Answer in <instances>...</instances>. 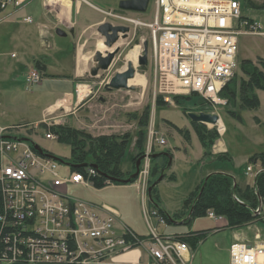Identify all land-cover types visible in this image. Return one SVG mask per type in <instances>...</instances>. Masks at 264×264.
Listing matches in <instances>:
<instances>
[{"label":"built area","instance_id":"built-area-1","mask_svg":"<svg viewBox=\"0 0 264 264\" xmlns=\"http://www.w3.org/2000/svg\"><path fill=\"white\" fill-rule=\"evenodd\" d=\"M25 1L0 0V8L20 7ZM150 2V18L135 16L131 10H119L116 18L117 23L127 24L133 31L148 30V36L143 39L149 41L155 94L167 102H174V95L197 93L215 107L225 105L227 98L221 92L240 68V35L264 34L259 22L244 14L241 0ZM43 6L48 11L58 9L59 22L67 19V15L60 17L64 0H43ZM41 80L42 74L36 70L28 77L31 84ZM81 85L88 90L89 84L82 83L76 89L77 93H81ZM212 126H218L221 134L225 129L220 122ZM156 133L152 127L149 149L142 153L140 176L145 179L149 176L154 147L152 139L155 137L160 144L167 142L164 136H155ZM20 137L0 126V194L3 203L0 243L4 240V244H0V264L11 261L100 262L109 254L136 244L146 247L151 257L149 264H197L193 261L190 244L181 235L160 234L155 229L147 238L135 234L127 236V233L118 235L114 231L112 212L102 217L84 202L72 203L66 193L67 185L93 182L92 175L97 173L95 167L91 165L86 171L73 170L67 175L62 174L57 169L58 160L39 152L30 140H21ZM46 137H57V134L49 130ZM248 170H253L252 164ZM139 187L146 190V185L140 184ZM207 213L215 219L225 218L212 208ZM75 233L82 238L81 242H76ZM228 264H264L262 233H256L255 241H234Z\"/></svg>","mask_w":264,"mask_h":264},{"label":"rangeland","instance_id":"rangeland-1","mask_svg":"<svg viewBox=\"0 0 264 264\" xmlns=\"http://www.w3.org/2000/svg\"><path fill=\"white\" fill-rule=\"evenodd\" d=\"M42 1L29 0L18 9L8 6L0 11V122L20 124L18 125L19 127H12L9 131L16 135H21V140H24L25 136L28 137L46 150L62 157L64 161L69 162L71 145L59 140L58 137H46L45 133L52 130V124L39 123L41 119L49 117L53 113L47 106L53 101L54 96H56L57 89L53 86H57L58 88V83L50 81L42 85H29L26 81V76L31 65L27 62L29 66L23 65L20 67L19 62V60L23 59V51L25 50H37L38 56L44 53L40 50L41 36L38 28V23L40 22L51 23L50 37L56 42L55 49L52 51L58 53L61 49L56 48H64L71 43L70 31L60 34L54 25L55 20L53 19L54 22L50 21V18H57L56 13H58V9L48 11V8L43 6ZM92 1L97 3L96 0ZM250 1L254 4H251V2L246 3V0H244L243 12L246 16L256 19L259 22L260 30L264 31V0ZM118 2L119 0H109L108 3L105 0L104 4H100L104 7H112L111 14H115V17L110 15L107 20L112 22L118 21L116 14L120 12L119 10H122L118 7ZM46 11L52 15H48ZM151 11L152 2H150L146 12H134V14L138 17L150 18L152 16ZM28 15L32 17V21L26 19ZM60 15V17L68 16L64 10ZM146 33L148 32L146 31ZM12 52H15L17 56L12 55ZM244 58L251 59L259 69L264 71V66L261 64V60L264 59V34L249 33L240 35L239 61ZM11 61H16L17 66L20 68L9 71ZM1 63H7L8 68L6 70L1 69ZM52 65L53 68H50V70H53V72L63 71L61 62L58 63L56 58L52 61ZM145 70L148 72L149 81L145 87L139 86L136 88V94L132 95L125 90H113L112 93L107 94L106 101H102V104L98 103L99 101L92 105L89 104L83 113L88 116L90 121L96 123L98 131L114 130L116 133L129 131V143L121 161L123 169L130 168L131 170L134 168L133 157L137 152L135 148L139 129L142 128L147 133V139L144 144L145 149L142 153L149 149V137L152 127H155L157 130L155 136L163 135L165 137L167 142L160 144L153 136L154 147L152 152L169 149L176 151L172 171H175L179 177V181L173 184L174 182L165 179L160 183V186L163 188V194L162 196L160 195V206L168 215L172 216L173 221L168 220L167 217L165 218L160 212H158V215H154L156 213L155 210L154 214L150 213L153 225L156 226L160 234H177L179 236L186 235V231L189 230L211 228L207 232L206 238L200 242L197 248L192 250L196 254L193 261L197 264H228L230 262V245L234 240L239 238L236 233L240 234V238L243 240L255 241L256 233L260 231L264 238L263 222L257 220L241 227H232L230 225H223L226 219H215L210 217L208 213H205L196 216L190 223H187L184 219L188 217V214L175 217L174 213L182 209L185 199L193 191L192 189L189 193L188 186L200 168H221L217 171L235 173L242 183L252 184L254 176L246 173L247 156L256 151H264V89H256L260 98V106L257 108L241 107L238 96L236 97L238 103L235 106L228 102V97L226 104L219 107H215L207 101V105L201 106L195 104V100L179 103L175 98L174 102L164 101V103L158 104L153 84V67L150 61L145 68L140 69L141 73L139 74L144 75L146 73ZM53 74L50 77H59L56 73ZM238 75L246 77L241 68H239ZM44 76L46 75H43V78ZM104 77L105 74H102L99 79H103ZM48 85L53 87L52 91L48 89ZM184 95L188 96L189 94ZM224 97L226 98V96ZM202 108H204V111L218 113L221 116L225 129L222 134L219 133L220 137L216 140L220 141L221 138L225 140L226 146H228L233 154L231 159L221 158L204 161L206 159L204 158L198 161V155L200 153L204 154V147L186 113L189 110L198 112ZM229 108L235 109L240 114V117L233 116ZM61 112L58 109L54 112L53 116L57 115L56 119L62 120L66 117L67 122L65 123H73L72 115L74 112L68 109H63V112ZM139 120H142L145 125L140 126ZM175 125L188 128L191 133V139L187 140ZM207 125L209 128L214 127L210 123H207ZM216 128L218 130V126ZM88 159L91 158L88 157ZM192 165L193 168L189 171ZM59 169L63 174H66V172L71 171V165L61 163ZM92 191H94V188L82 187L80 184H68L66 189L68 195L79 196L85 199L92 196ZM143 217L145 218V216ZM143 217L140 216L138 222L142 226L143 234L149 235L151 228ZM135 246L139 245L136 244L133 247Z\"/></svg>","mask_w":264,"mask_h":264},{"label":"crops","instance_id":"crops-1","mask_svg":"<svg viewBox=\"0 0 264 264\" xmlns=\"http://www.w3.org/2000/svg\"><path fill=\"white\" fill-rule=\"evenodd\" d=\"M27 1H25V3ZM68 1L69 2L71 1L72 5L70 4L71 5L70 13L69 14L67 13L68 14V16H66L67 19L64 20L63 22H59L56 17L55 18L53 17V18H50V21L52 22L54 19L55 22L54 21L53 22L56 28L61 27L65 31H70L71 33L70 42L71 43L64 48H56V49H61V51L58 53L57 52L55 53L54 51H52L53 49H55L56 42L52 40L50 37L51 35L50 24L51 23L40 22L38 23V28L40 30V36H41L40 37L41 38L40 50L44 53L38 56L37 50H34V51L25 50L23 51V59L19 60L20 67L23 65L29 66L27 62H29V64L31 65L29 70L27 71L28 75L26 76V81L28 82L29 85H34L28 81V77L31 75L32 71L34 70L39 71L42 74V80L41 82L37 84L42 85L45 82L47 83L50 81H55L58 83V88L57 86H53L54 88L57 89V92L55 93L56 96H54L53 101L47 106L50 111H53V113L51 116L44 117L43 119H41L39 123L41 124L43 123H49V124L65 123L67 122L66 117L62 120V119H56L57 115L56 116H53V115H54V112L58 109H60L62 112H63V109H66V110L68 109L71 112H74V114L72 115L73 123L69 119V121L71 122V123L69 122L70 125L74 127L86 129L94 135L116 132L114 130L104 131V132L98 131L96 129V123L90 121L88 116L85 115L83 112H85V109H87L89 104L92 105L93 103H97L98 101H99L98 103H101L102 101H106L107 96H108L107 94L112 93L113 90H125L127 92H130V94L134 95L137 93L136 88H138L139 86L145 87L147 85L149 81V77H148V72L145 70L146 73H144V75L146 77L142 74L145 78L144 82H137L135 77L130 79L131 80L130 84L134 86V88H118V89H110V90L105 88V83L110 79V77L118 71H123L127 67L128 62L131 61L134 64L137 70L136 73L138 72L141 73L140 69L146 67V65H139L138 58H139V55L143 52L142 43L145 40L143 39V37L148 36V33H146V31L148 32V30L145 28L143 30L133 31L130 28L128 37L121 38L118 41L117 44L120 46V52L117 54L111 66L107 70H100L97 75H92L91 67L94 64L93 55L95 51L102 50L103 52H105V49H106V46L103 41V36L98 32L97 28H98V25L102 21L109 19L108 17L112 15L111 14L112 7L101 6L100 4H104L105 0H96L97 3L93 2L92 0H68ZM107 2L109 3V0H107ZM25 3H23L20 7H22ZM9 6H12L13 8H16V9L20 8V7H16L13 5H9ZM0 9H1L0 11H2L5 8L3 9L0 8ZM63 10L66 11V6L63 7ZM46 12L48 15H52L48 11ZM26 19L29 21L33 20L30 15H28ZM12 55L17 56L15 52H12ZM55 58L58 63L61 62V68L63 69V71L53 72V70H50V68H53L52 61ZM1 64H2L1 69L6 70L8 68L7 63H1ZM20 67L17 66L16 61H11L9 64V71L17 70ZM54 67L57 68L56 66ZM53 73H56L59 77H50L54 75ZM102 74H105V77L103 79L102 78L99 79V77H101ZM43 75H46V76H44L43 78ZM153 79H154V75H153ZM86 80L90 82H87ZM82 83L89 84L87 85L88 90H87V87H85V91H84L83 90L84 88H82L81 86V93L79 92L77 93L76 89L78 88L79 84H82ZM53 87L48 85V89H50L51 91L53 90ZM83 91L84 93H82ZM84 105L85 107H83ZM190 121L192 123L191 119ZM18 125L20 124L0 122V126L5 127L8 130L12 127L13 128L19 127ZM30 141L33 144L34 141L33 140H30ZM170 150L172 151V154H173V161H172L171 167L168 169V172H167L168 175L171 173H175V171H172V165H173V162L176 156V151L172 149ZM45 151H48V150H45ZM205 151L206 149L204 148V152H203L204 154L200 153V155H198L199 157L198 161L204 158H206L204 161H207L209 159L215 160V158L213 157H205ZM225 151H228L229 153H231V155H233L232 152L229 150L228 146H226L225 140L223 138H221L220 141L216 140L215 143L210 148V152L212 153V155H216L218 153L225 152ZM251 154L247 156V159L249 158ZM49 157L53 158L51 156ZM56 160L57 159H55V161ZM142 162H143V159H142ZM61 163H63V161H60V160L56 161L57 169L62 173V171L59 169V165H61ZM142 164L143 163H141V166ZM248 166L246 168V173L250 174L251 176L252 175L254 176V180L252 182V184H254L255 176L258 172V169L260 170L261 168L260 166H258V168L256 169V166L252 165L253 170L249 171ZM192 168H193V165L189 169V171ZM218 169H221V168H216V167H208L205 169L200 168L198 170V173L197 172L195 173L194 175L195 178L193 179V181L189 183L188 192L189 191L191 192L192 189L195 190V188L198 187V185L201 183L202 179L206 175H208L211 172H216ZM123 170L128 171L130 170V168L123 169ZM71 171H73L72 166H71ZM71 171L66 172L65 175L69 174ZM223 172H226V171H223ZM232 174L236 176L237 181L242 186H245L247 184V183H242L239 180V177L237 174L235 173H232ZM175 175H176V179L172 180L169 177H163V179L157 183L158 188H159V193L161 196L163 194V188L160 186V183L163 180L167 179V180H170L171 182H174L173 184H176L179 181V177L177 176L176 173ZM77 184H80V183H77ZM140 184L142 186L146 185V190L143 187H139ZM80 185L82 187L94 188V191H92V196L85 199L79 196L69 195V198L72 199V203H77L79 201L84 202L90 209L96 211L102 217L108 215L109 212H112L115 216L113 225H114V231L116 234L123 235V233H127L128 234L127 236L129 235L131 236L132 234H135L137 236H140L141 238L143 237L147 238L152 233L153 229H155L158 232L156 226L153 225V222L150 217V213L154 214L155 210L152 207V205H150V202H149L150 196L148 193V178L145 179L143 176H140L139 174L138 178L134 182H125V183H111V182L107 183L106 182L105 184L98 185L93 181L88 184H80ZM110 208L113 209L115 212L111 211ZM140 216L142 217L145 216V218L144 217L143 218L145 219V221H147L148 225L151 228V233L149 235L143 234L142 226L138 222ZM226 223H227V219L225 223H223V225H226ZM129 231H131L132 233H130ZM192 231L193 232L199 231V229L189 230V231H186V233L192 232ZM236 234H237V237H239L236 240H243L240 238L241 237L240 234L238 233ZM74 235H75L74 238L76 239L77 243L82 241V238L79 237L78 233L77 234L75 233ZM245 241H250V240L247 239ZM145 248L146 247L142 245V246L131 247L128 249L125 248V250L120 249L121 251L112 253L111 255L109 254L110 256L108 255L106 259L100 262H90V263H84V264H149L151 257L149 256ZM194 249L195 248L192 247V250ZM192 254L194 258L196 254L194 252ZM7 264H54V263L11 261Z\"/></svg>","mask_w":264,"mask_h":264},{"label":"trees","instance_id":"trees-1","mask_svg":"<svg viewBox=\"0 0 264 264\" xmlns=\"http://www.w3.org/2000/svg\"><path fill=\"white\" fill-rule=\"evenodd\" d=\"M242 6L245 5L244 0H241ZM251 2L250 0H246ZM1 10V9H0ZM264 66V59L261 60ZM240 68L245 73L246 77H241L236 74L223 88L222 96L228 97V102L234 106L238 103L236 97L240 99V106L243 108H257L260 106V98L256 89H264V71L259 69L251 59L244 58L240 60ZM239 80V83H238ZM238 85V87H237ZM174 98L179 103H185L188 100H195L197 105H207L206 101L197 93H191L188 96L184 94L174 95ZM164 98L157 95L158 104L164 103ZM202 108L201 110H203ZM229 111L233 116L239 118L240 114L235 109ZM140 126H144L142 120ZM193 126L199 136V139L206 149L205 157H213L215 159H231L232 155L228 151L212 155L210 152L211 146L216 139L220 137L216 126L209 128L204 122L193 121ZM44 124V123H43ZM178 130L184 135L187 140L191 139L190 130L188 128L178 127ZM52 130L57 134L59 140L67 142L71 145V155L69 163L72 170L86 171L92 163L97 173L92 175V179L98 185L105 184L107 181L111 183H125L119 181V178H127L135 171V162L137 157L142 154L147 139V133L144 129H139L136 139L137 152L133 157L134 168L124 171L121 167V161L125 155L127 145L129 143V131L125 133H104L94 135L86 129L77 128L67 123H54L51 125ZM14 136V135H12ZM46 150V149H44ZM168 152V153H166ZM158 153L156 155H153ZM172 151L157 150L152 153L151 167L149 169L148 187L152 186L150 205L158 212L162 213L165 218L172 220V216L160 206V193L157 183L154 184L160 176L176 179L175 173L168 175V169L171 167ZM90 157L91 159H88ZM260 166V170L255 176L254 184H246L242 186L236 179V176L230 172L216 171L206 175L198 187L193 190L185 199L181 210L174 213L175 217H181L188 214L184 219L190 223L196 216L207 213L208 209H214L218 214H222L227 219L226 225L232 227H241L248 225L257 220L264 223V151H258L251 154L248 158V164ZM247 168V167H246ZM110 176L117 177L116 179ZM138 177H134L130 182H134ZM108 183V182H107ZM260 208L257 212L256 209ZM3 209L2 196L0 194V211ZM211 228L199 231L187 232L186 235L180 237L196 248L199 243L205 239L207 232ZM9 233H12L9 230ZM185 236V237H183ZM144 238V237H143ZM4 244V240L1 241Z\"/></svg>","mask_w":264,"mask_h":264},{"label":"water","instance_id":"water-1","mask_svg":"<svg viewBox=\"0 0 264 264\" xmlns=\"http://www.w3.org/2000/svg\"><path fill=\"white\" fill-rule=\"evenodd\" d=\"M150 4V0H119L118 7L122 10H131L136 12H145L148 9ZM98 32L103 36V41L106 46L105 52L102 50L95 51L93 55L94 64L91 67V74L97 75L100 70H107L117 54L120 52V46L117 44L121 38H126L130 32V26L123 23L112 22L110 20L102 21L97 28ZM57 32L60 34H64L65 30L61 27L57 28ZM143 52L139 55L138 63L139 65H147L149 63V41L145 39L142 43ZM136 67L130 61L128 62L127 67L123 71H118L114 75L110 77V79L105 83V88L110 89H118V88H134L129 82L131 78L136 75ZM188 116L193 121H199L204 123L217 124L220 120V115L218 113L209 112V111H187ZM10 136V135H9ZM16 137V136H13ZM24 139H28V137H24ZM34 147L41 153H44L48 156H51L57 160L64 161V159L54 153L45 151L40 144L33 142ZM168 153V152H166ZM155 153L153 155H156ZM171 156V163L173 161V156ZM143 155H139L135 162V171L127 178H119L117 180L122 182H130V180L134 177H138L141 171V163H142ZM69 163V162H67ZM92 166H97V164L92 163ZM112 179H116L117 177L110 176ZM163 179V175L159 177V179L154 183L156 184L160 180ZM151 189L152 186L148 188L149 196L151 197ZM259 210H257L258 212Z\"/></svg>","mask_w":264,"mask_h":264},{"label":"bare ground","instance_id":"bare-ground-1","mask_svg":"<svg viewBox=\"0 0 264 264\" xmlns=\"http://www.w3.org/2000/svg\"><path fill=\"white\" fill-rule=\"evenodd\" d=\"M64 3H65V6H66V13H70V6L72 5L71 4V1L69 2L68 0H64ZM71 4V5H70ZM102 47H103V45H102ZM135 77V79L137 80V82H144L145 81V78H144V76L142 75V74H139V72L138 73H136V76H134ZM133 77V78H134ZM132 79V78H131ZM131 80H129V82H130ZM82 86V85H81ZM82 88H84L83 90L85 91V87L84 86H82ZM84 91L82 92V93H84ZM219 122H221V124L223 125V122H222V120L220 119V121Z\"/></svg>","mask_w":264,"mask_h":264}]
</instances>
